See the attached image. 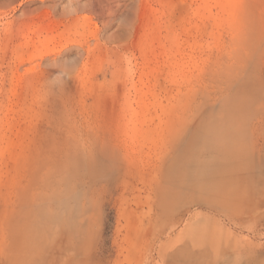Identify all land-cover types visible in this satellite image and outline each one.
Instances as JSON below:
<instances>
[{"label": "rangeland", "instance_id": "obj_1", "mask_svg": "<svg viewBox=\"0 0 264 264\" xmlns=\"http://www.w3.org/2000/svg\"><path fill=\"white\" fill-rule=\"evenodd\" d=\"M0 264H264V0H0Z\"/></svg>", "mask_w": 264, "mask_h": 264}, {"label": "bare ground", "instance_id": "obj_2", "mask_svg": "<svg viewBox=\"0 0 264 264\" xmlns=\"http://www.w3.org/2000/svg\"><path fill=\"white\" fill-rule=\"evenodd\" d=\"M73 60H74V57H71V58L68 59V61H73ZM236 99H237V98H236ZM232 104H233V103H232ZM215 127H219V126L216 125Z\"/></svg>", "mask_w": 264, "mask_h": 264}]
</instances>
